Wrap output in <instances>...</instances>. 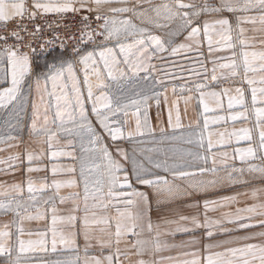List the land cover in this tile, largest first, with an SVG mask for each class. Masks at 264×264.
<instances>
[{
	"label": "snow or ice",
	"instance_id": "1",
	"mask_svg": "<svg viewBox=\"0 0 264 264\" xmlns=\"http://www.w3.org/2000/svg\"><path fill=\"white\" fill-rule=\"evenodd\" d=\"M81 12L88 15L81 16L78 33L68 37L74 41L70 50L58 35L39 45L44 52L57 40L60 44L59 55L54 58L58 62L46 63L40 70L34 58L36 49L30 39H25L37 38L43 32L37 18H63ZM208 16L215 18H205ZM28 24L34 25L33 30L29 31ZM249 30L260 34V50H246L256 47L255 38L245 36ZM129 38L131 43L127 42ZM205 45L208 57L201 51ZM224 50H230L231 56L214 55ZM165 53L172 57L183 55L194 77L173 85L175 99L170 104L168 96H163L169 126H173V112L175 127L181 126V102L185 113L195 101L205 114L203 129L195 133L198 139L186 141L198 144L202 151L189 152L192 159L186 164L145 155L155 149L134 146L129 153L121 147L124 141L144 144L145 138L152 136L149 101L154 100L159 108L161 93L145 95L142 82L151 77L157 84L162 83L152 75L156 70L152 61L165 59ZM222 60L228 62L220 63ZM241 66L243 76L234 81L241 86L234 88L235 95L232 88L214 90L220 79L241 76ZM256 72L264 73V0H0V112L5 113L2 126L8 132L0 136V145L6 146L0 152L19 148L23 143L11 130L19 129L25 112L31 110L30 144L22 152L0 157V173L20 171L24 177L11 184L0 182V214L12 215L10 221L0 224V257L5 258V264H27L29 253L49 251V231L53 253L58 244L76 245L82 235L86 253L83 264H264V243L246 242L264 238V188L208 198L225 188L247 184L245 175L264 180V75L259 80L250 78L249 73ZM225 95L231 114L209 119L206 114L223 110ZM210 100L215 107L209 106ZM237 106L243 110L234 111ZM252 114L254 127L208 131L210 124L247 121ZM130 115L135 120L134 128L129 126ZM160 132L163 138L164 129ZM233 138L237 144L247 141L248 146L235 147L231 153L217 150L218 146L230 145ZM61 158L73 163L54 162ZM229 159L240 161L242 166L229 165ZM77 163L79 175L73 178ZM217 164L224 165L223 176ZM41 172L46 175L33 176ZM62 189L75 191L62 195ZM241 195H250L256 202L223 212L220 217L209 215L239 203ZM189 200L193 202L184 203V207L195 209L194 213L185 215L174 209L175 218L160 216L153 221L154 204L159 209L164 204ZM57 201L72 205L67 215L58 214ZM49 213L50 229L23 227L25 221L46 220ZM58 223L72 231H58ZM226 224L235 227L228 228ZM253 228L261 231L204 244L203 256L197 251H184L177 257L155 258L169 248L200 243L193 238L169 245L161 241V236L195 237L198 230H203L204 239L212 240ZM93 241L100 249V257L87 255ZM239 241L245 243L229 246ZM221 248L222 251H213Z\"/></svg>",
	"mask_w": 264,
	"mask_h": 264
},
{
	"label": "rangeland",
	"instance_id": "2",
	"mask_svg": "<svg viewBox=\"0 0 264 264\" xmlns=\"http://www.w3.org/2000/svg\"><path fill=\"white\" fill-rule=\"evenodd\" d=\"M199 2V0H197ZM212 3H217L218 0H211ZM114 6H119V5H114ZM128 6H132L129 4ZM70 16L74 17V24L71 26L73 28V32L76 34L78 33L79 28L81 27V16L83 15H88L86 12H81L79 14H67ZM65 15L64 17H66ZM228 15V14H225ZM209 20L214 19L215 17L213 16H208L205 17ZM61 17L59 16H53L49 15L45 18H37L36 23L41 25L43 28V32L41 35L37 38H31V37H25L26 41L31 40L33 47H35L36 52H35V62L39 66L40 70L44 69V66L46 63H53V62H58L54 58H56L59 55V50L56 48L55 44L51 45L54 46L55 51L50 49V46H48L47 51L42 52L40 50L39 45L43 43L46 39L50 38L53 35H58L60 33L59 38L65 36L64 40H66V33L63 32L61 29L63 28V21H61ZM9 28L12 27L11 24L8 26ZM245 27H248L251 29L250 25H245ZM29 31L33 30L34 25L28 24ZM245 36L248 38H255L254 43L256 47L253 48H247L246 50H260V45H259V40H260V34L259 33H254L251 30L245 33ZM235 39V34L233 36ZM9 42H12L9 40ZM131 43V38L127 41ZM28 50V49H25ZM70 50V49H69ZM201 51L204 53L205 57H208V52H207V46L205 45L204 48L201 49ZM236 51L239 52L240 48L237 46ZM165 59L160 60V59H154L152 61L153 64L156 65V70L153 72V77L156 79H159L162 83L157 84L154 79L151 77L147 82H142V90L145 95L152 97L155 93H161L160 96V106L159 108L156 107L155 101L150 100L149 101V109H148V117H149V125L153 130L152 136L151 137H146V143L144 144H131L130 149L132 150L133 147H138V148H144V149H155V151L149 153L145 152V155H151L154 160H164L168 159L169 163H178V164H186L187 162H190L192 157L188 155L189 152H197V151H202L199 149L198 144L193 143V144H188L186 143L187 139L192 138L193 140L198 139V137L195 135V133H198L203 129V121H204V115L202 112V109L199 108L194 101L193 103L189 104L187 106V113H185L184 108L185 105L183 102L179 104V109H180V127L177 128L175 127L176 125V115L175 112H173L172 116V127L169 126V118H168V106L164 104L163 101V96L167 95L169 99V104L175 97L172 95V87L173 85H179L182 83H185L189 79H194V77L190 76L189 73V65L187 64L185 57L183 55H179L176 57L170 56L168 53H165ZM215 56H226L230 57L231 56V51L230 50H224L220 51L214 54ZM220 63H226L228 62L227 60H222L219 61ZM183 66V67H181ZM211 64L208 65L209 68H211ZM223 73L227 74L228 69H223L221 70ZM241 76L235 77V78H228V79H220L216 88L214 90L216 91H221L223 88H232L233 92L232 94L235 95L234 88L237 86H241L239 83H234V81H239L241 77L243 76V67L239 69ZM264 75V73L256 72V73H249L250 78H255L259 80L260 76ZM183 76V79H176L174 77H180ZM259 86V85H257ZM244 87H247L244 85ZM165 88L167 91L165 92ZM223 101V110L217 109L215 112L208 113L206 114L209 119H211L213 116H225L227 117L231 113L227 110V104H228V97L225 95L222 97ZM247 103L249 107L251 106V94L250 92L248 93L247 96ZM209 106L210 107H215V102L214 101H209ZM243 109H240L238 106L234 109V111H242ZM159 114V118L158 117ZM28 115V116H27ZM30 117V110H27L24 114L23 120L21 121V127L19 129L11 130V134L18 136L24 135V133H27V122L28 118ZM143 120V116H141ZM153 118V119H152ZM6 119L5 113L0 112V136L7 135L8 132L4 129L2 126V121ZM197 123H199V127H197ZM255 123V116L252 114L249 118V120H238L236 122H233L231 120L227 121H220L218 124H210L208 131L217 133V132H232L233 130H239L243 127H254ZM131 128L135 127V122L134 125H130ZM164 129V137L162 138L160 129ZM254 135H256L254 133ZM227 139V137H226ZM207 142V133H205V143ZM248 144L247 141H240L238 144L235 142V139L233 138L232 142L230 145L226 146H218V149H234L235 147L243 146ZM5 145H0V148H3ZM217 149V150H218ZM231 153V152H229ZM142 159V157H141ZM210 162V161H209ZM255 163H259V161H254ZM146 166L147 162L145 161ZM202 163V162H198ZM229 165L234 164L236 167H241V162L237 161H232L229 159L228 161ZM211 165V162H210ZM221 165L222 164H217ZM230 170V169H229ZM221 176H223L225 173L219 172ZM170 178V177H169ZM244 179H248L249 182L245 185H236L229 187L228 189L230 190H239V189H245L249 187L250 185H257V184H263L264 185V180L260 179H250L245 175L243 177ZM143 190V189H142ZM234 190V191H235ZM227 191V189H226ZM222 192V191H219ZM244 191H241L239 193H242ZM218 193V192H217ZM211 197V196H210ZM209 198V197H208ZM261 199H264L262 197ZM239 203L237 204H232L230 206H227L224 208V212H229V211H235L237 207H244L249 203L252 199L248 198V196L242 195L241 197H238ZM193 201H186V202H178V203H173V204H164L162 205L159 209L155 207V204L153 205V210L151 212L152 217H175V212L172 211L174 209H178L180 212H182L185 215L192 214L196 210L195 209H188L184 207V203H192ZM256 202V201H254ZM67 205V204H66ZM177 205V206H176ZM211 216V213H209ZM232 225V224H231ZM228 228H231L232 226H226ZM201 235V230H198L195 233V237L189 236V235H181L177 234V240L180 241V244L184 242L187 238L190 240L189 237L192 239L195 238L199 240L200 242L204 240V238ZM189 236V237H188ZM200 243H198L199 245ZM197 245V244H195ZM194 245V246H195Z\"/></svg>",
	"mask_w": 264,
	"mask_h": 264
},
{
	"label": "crops",
	"instance_id": "3",
	"mask_svg": "<svg viewBox=\"0 0 264 264\" xmlns=\"http://www.w3.org/2000/svg\"><path fill=\"white\" fill-rule=\"evenodd\" d=\"M28 110H30V108ZM131 111H134V109H132ZM128 119H129V126L134 125L135 120L133 117H131V115L129 116ZM141 120H142V118H141ZM29 124H30V117L28 118V122H27V125H29ZM27 131H28L27 133H24V135L20 136V138H19L21 141H23V143L20 145L19 148L9 149L7 151H2V152H0V157H6L10 154V152H22L24 146L30 144V142H31V137L29 135L28 127H27ZM61 143H63V141ZM134 143H135V141H133V142L124 141V142H121V147L126 148L129 151V153H131L132 150L130 149V145L134 144ZM247 146H248V144L243 145V146H239V147H247ZM4 147H6V146H3V148ZM218 151H220V152H224V151L232 152L233 149H229V148L224 149V150L218 149ZM54 162L59 163V164H71V163H73L71 160L66 159V158H61L59 161H54ZM237 162H239V161H237ZM208 166L211 167L210 162H209ZM50 167H51V165L49 164V168ZM76 167H77V173H76V176L73 178H77L79 175L78 163L76 164ZM217 169H218V173L223 172L224 171V165H222V166L218 165ZM45 175L46 174L44 172L33 174L34 177H43ZM47 175L49 177V182H51V178H52L51 172H48ZM23 178L24 177L20 171H17L15 173H9L7 175L0 173V182H6L8 184H11L13 182H20ZM58 178H66V177L60 176ZM253 188H264V185L263 184L250 185L249 187H247L245 189H239V190L234 189L235 191L230 190L231 188L230 189L225 188V189L221 190L222 192H218L209 198L215 199L217 196H220V195H234V194L239 193L241 191H244L242 193H245V192L250 193ZM226 189H227V191H226ZM70 191H75V189H62L61 194L66 195ZM50 194H51V191H49L47 193V195H50ZM241 196H239V197H241ZM248 198L251 199L250 195L248 196ZM249 203H255V202H254V200H251ZM56 206L58 208V214L59 215H67L68 209H70L72 207V205L70 203H68L67 205L66 204H60L59 201H57ZM40 207H41V210H43L44 206L40 205ZM49 207H50V205H49ZM223 210H224V208H221V209L217 210L216 212H211V216L212 217H220L221 213L224 212ZM33 211H34V209H33ZM80 215H82V213H80ZM152 218H153L154 222H156L158 219V217H152ZM166 218H175V217H166ZM11 219H12V215L10 213L6 214V215L0 214V224H2L5 221H10ZM226 226H232L231 228L235 227V225H231V224H226ZM23 227H25V229H33V230L39 229L40 231H46L52 227L51 213L48 214L46 220L31 221V222L25 221L23 224ZM55 227L57 228L58 231H63L65 234H67L69 231H72V229H70L68 226L63 225V224H59V223ZM162 227H164V226H162ZM258 231H261V229L253 228V229H249L248 231L234 232V233H232L231 236H216L212 240L204 239L200 242L199 245L197 244L195 246L194 245H186L183 248H179V247L169 248L168 250H164V251L157 253L155 258L159 259L160 257H169V256L177 257L181 252H184V251H187V252L197 251L201 254V256H203L206 254L203 251V245L204 244H214L220 240L234 239L235 237H241V236L249 235L252 232H258ZM200 236H202L204 238L203 230H201ZM177 237H178L177 235L175 237L161 236L160 239H161V241H166L169 245H172V244L179 245L180 241L177 240ZM23 238L28 239L29 237L25 236ZM31 238L36 239L37 237L33 236ZM189 238L192 239L191 237H189ZM48 239H49V244H48L49 251H47V252L38 251L36 253H29L28 254L29 258L27 260V264H56V262H59V264H77L78 260H79V264H83L86 253H85V241H84V238L82 235L77 239L76 245H74V246H65V245L58 244L57 249L54 253L51 251V232L50 231L48 232ZM188 240L189 239L187 238L185 241H188ZM246 242H248V243H264V238L257 237L255 240L246 241ZM240 243H245V241H239V242L234 243V244L229 245V246H239ZM222 250H223L222 248L221 249H213V251H222ZM103 254L107 255L108 253H107V251H105ZM87 255L88 256H97V257L101 256L100 249L97 246L95 241L92 242V246L87 250ZM145 258H148V257H145ZM182 258L191 259V257H182ZM0 264H5V258L0 257ZM162 264H169V262L163 261Z\"/></svg>",
	"mask_w": 264,
	"mask_h": 264
},
{
	"label": "built area",
	"instance_id": "4",
	"mask_svg": "<svg viewBox=\"0 0 264 264\" xmlns=\"http://www.w3.org/2000/svg\"><path fill=\"white\" fill-rule=\"evenodd\" d=\"M61 21H63V28L61 30L66 33V40H64L65 36L61 37L60 39H63L65 44H67L69 46V49H71L74 41L69 40L68 37L71 36L72 34H75L73 32V28L71 27L74 24V17L67 15L66 17H63L61 19ZM59 34L60 33H58V36H60ZM9 43H11V42H9ZM55 46L58 50L60 49L59 40H57V42L55 43ZM53 48H54V46H50V49L53 50Z\"/></svg>",
	"mask_w": 264,
	"mask_h": 264
}]
</instances>
